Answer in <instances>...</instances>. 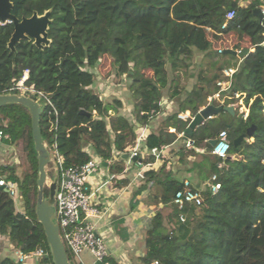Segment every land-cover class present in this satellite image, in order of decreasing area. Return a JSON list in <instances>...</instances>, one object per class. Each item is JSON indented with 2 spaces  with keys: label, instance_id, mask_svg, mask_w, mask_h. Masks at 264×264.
<instances>
[{
  "label": "trees",
  "instance_id": "1",
  "mask_svg": "<svg viewBox=\"0 0 264 264\" xmlns=\"http://www.w3.org/2000/svg\"><path fill=\"white\" fill-rule=\"evenodd\" d=\"M10 1L11 13L19 20L33 13L41 16L50 12V43L40 49L33 40H21L11 51L8 43L13 25H0V94L28 70L25 85L44 93L57 112L54 129V115L49 114L46 104L41 106L42 142L47 146L56 141L67 167L80 166L94 154L104 165L112 161L110 173L120 175L137 144L136 130L158 118L164 98L173 103L174 109L156 132L145 137V146L150 151L174 141L167 128L186 127L178 124L175 117L182 111L195 114L211 96L207 73L212 60L227 57L232 61L236 71L227 95L232 100L236 95L242 96L247 117L238 118L235 124L232 120L229 124H215L216 132L203 138L192 134V147L178 151L180 162L198 158L189 172L200 181L192 186L201 190L202 205H186L182 210L186 219L179 220L180 211L172 201L183 181L174 178L165 163L157 170L143 172L137 193L150 185L147 197L155 207L172 206L166 216L157 211L150 219L144 237V264L155 259L158 264L243 263L242 253L248 254L243 237L257 233L264 223V18L259 21L253 15L254 9L263 5L262 0H252L247 6H240L239 0ZM229 11L234 16L226 20ZM196 31L211 39L200 47L189 39ZM223 40L230 44L227 49L251 47L253 51L243 58L218 55L215 47ZM106 56L115 67L116 76L127 78L129 115L121 113L122 105L104 101L95 90L93 69ZM33 99L45 103L41 98ZM226 114L231 117L223 111L218 116ZM250 126L255 127L252 141L246 138L235 147L234 141ZM0 129L10 145L23 144L27 161V170L21 176L14 166L0 165V175L17 191V198L13 199L0 189V237L7 238L14 250L28 253L42 247L50 254L35 213L38 163L28 110L18 104L0 107ZM221 131L226 132L230 146L224 159L212 155L209 144ZM164 132L171 138L165 139ZM154 160L152 155L138 154L135 162L147 165ZM212 175L220 184L214 194L206 185H200ZM48 195L49 189L44 186V198ZM18 202L22 205L20 211L16 209ZM137 204L135 196L130 211ZM259 259L264 260V255ZM0 264L20 263L7 255L0 258Z\"/></svg>",
  "mask_w": 264,
  "mask_h": 264
},
{
  "label": "built area",
  "instance_id": "2",
  "mask_svg": "<svg viewBox=\"0 0 264 264\" xmlns=\"http://www.w3.org/2000/svg\"><path fill=\"white\" fill-rule=\"evenodd\" d=\"M259 9L264 15V5H262ZM233 16L234 12L229 11L225 16V19L229 20ZM6 23L10 24V22ZM6 23L0 22V25ZM224 27L225 25L222 26V28ZM262 45H264V33ZM224 50V48L218 49L217 53L219 55L224 54ZM250 51H253V49H249V52ZM235 71L236 68L234 66L224 67V69L220 71V75L217 79H211V96L208 97L206 103L199 106L195 114H192L190 111L180 112L175 117V121L178 122V124H184L186 126V130L193 117L205 109L208 105H213L215 107H232L234 115L237 113L240 117L246 118L248 114L247 107H244L242 102H239L238 105H234V102H232L234 99L232 100L227 95L231 86V79ZM27 80L28 70H24L21 78L16 81L12 87L5 90L3 94L25 96L31 98L32 100H34L33 96L38 99H43L45 104L50 108L49 114L54 115L55 119L53 126L55 129L57 124V112L50 99L44 93L37 91L32 87L26 86L25 83ZM18 92H20L21 95H19ZM235 99L240 100L242 99V96L240 97L239 95H236ZM212 120L213 117H208L203 121L202 125ZM185 130L182 128L179 129L176 125H173L167 128V133L172 134L174 136V140L182 143L185 148H191L193 141L186 135ZM213 140H215V145L212 147L211 154L220 159L226 158L230 148L226 139V132L221 131ZM250 141H252V138H250ZM0 146L5 150L12 147V145L9 144L8 136L1 129ZM49 147L53 154V158L50 157V152L45 145L48 152V163H53L57 177L53 204L55 216L54 220L58 227L59 238L65 248V251L69 252L71 257H73V261L75 259L77 264H86L81 257L82 253L89 254L93 258V263L98 262L102 264H112L105 241L96 233V229L92 222V219L99 214V210L96 204L91 201L92 193L89 185V178L98 171L100 162L91 158L89 161L80 166L67 167L64 164L63 156L58 151L56 141H52ZM143 148L146 150V147ZM160 152L161 150L156 148L151 149L150 151L147 150V153L152 155L155 159L159 158ZM138 154V148L135 146L130 156L131 158H137ZM136 164L138 166L141 165L140 162H136ZM205 185L213 194L220 189V184L217 182L216 175H212L210 180L207 181ZM0 187L3 188L11 198H17L15 186L13 184H7L4 177L1 175ZM202 202L203 199L201 190L193 188L192 183L187 180L183 181L182 189L176 191L172 201V203L180 211L179 220L181 222H184L186 219L185 214L182 213V210L186 205L200 207ZM49 256L50 254H48V252H46L42 247H37L35 250L28 253L14 250V258L20 264H27L28 262H32L33 264H53L52 260L48 259ZM149 264H158V260H152Z\"/></svg>",
  "mask_w": 264,
  "mask_h": 264
},
{
  "label": "crops",
  "instance_id": "3",
  "mask_svg": "<svg viewBox=\"0 0 264 264\" xmlns=\"http://www.w3.org/2000/svg\"><path fill=\"white\" fill-rule=\"evenodd\" d=\"M251 1L239 0V3L240 6H247ZM261 3L264 5V0ZM223 48L227 49L226 47ZM247 48L252 50L251 47ZM213 64L214 66L220 65L222 67L233 66L232 61L227 57H217L214 59ZM95 88L102 99L104 98L103 95H107L105 89L101 86ZM161 108L162 112L156 120L151 121L146 128H138L136 130V147L140 155L149 154L147 153V149L145 150L143 148L146 147L145 137L158 130L161 121L173 111L174 105L164 98L161 101ZM184 108H187V105H184ZM237 119L238 117L236 115L231 117L227 114L224 116H214L211 125H207L206 127L199 126L193 131L194 137L203 138L207 135L214 134L216 132L215 124H229L231 120L235 124ZM163 137L165 139L171 138L165 132L163 133ZM182 147L185 146L177 140L173 141L171 139L167 141L166 145L160 148L159 158H154V162L147 165L141 164L138 166L132 160L133 158L129 156L123 164V172L118 176H115L109 171V166L112 161L104 165L92 154V158L100 162L98 171L89 178L92 193L91 201L96 204L99 210V214L92 219V222L96 233L105 241L112 264H144L142 262V258L146 254L144 237L151 217L157 211H160L166 216L172 209V206H154L153 200L147 197L151 190L150 185L145 190L137 193L143 183L144 171L148 169L157 170L165 163L166 170H170L174 178L180 181H190L194 185L197 182L200 183L196 175L189 172V169L192 168L194 162L198 161V158H190L186 163L180 162L178 160V151ZM205 183L200 184L202 188ZM135 196L138 204L130 211V204L134 201ZM0 242V258L6 257L7 255L14 258V249L8 243L7 238L0 237ZM27 264L33 263L28 262Z\"/></svg>",
  "mask_w": 264,
  "mask_h": 264
},
{
  "label": "water",
  "instance_id": "4",
  "mask_svg": "<svg viewBox=\"0 0 264 264\" xmlns=\"http://www.w3.org/2000/svg\"><path fill=\"white\" fill-rule=\"evenodd\" d=\"M12 3L10 0H0V22H10L13 25V33L8 43V48L14 51L15 43L21 40H33V44L37 48H43L48 46L50 40L48 39L47 30L51 23L50 12L47 11L43 15L39 16L37 13H33L29 18H16L12 13ZM253 15L261 21L264 18L259 8L254 9ZM249 53L248 48L242 49L240 52L232 49H225V55L236 56L237 58H243ZM7 104H18L25 107L31 116V133L34 144V150L37 153L38 163V179H37V201H36V217L37 221L42 225L45 234L46 242L49 248L51 260L53 264H70L67 257L65 248L59 238L58 227L55 224L54 216V194L57 184V177H55L48 185L49 195L48 198H44L43 189L46 185V165L48 163V152L42 142L40 131V116L41 107L29 97L18 96L15 94H0V107ZM228 113L234 116V110L232 107H215L208 105L205 109L200 111L188 124L185 133L188 137H191L193 131L202 125L203 121L208 117L217 116L220 112ZM255 127L250 126L246 133L238 137L233 145L238 146L244 139L251 138L254 133ZM209 144L213 147L215 140H209ZM127 158L126 155L123 156ZM136 159L133 158V161ZM1 189V187H0Z\"/></svg>",
  "mask_w": 264,
  "mask_h": 264
},
{
  "label": "rangeland",
  "instance_id": "5",
  "mask_svg": "<svg viewBox=\"0 0 264 264\" xmlns=\"http://www.w3.org/2000/svg\"><path fill=\"white\" fill-rule=\"evenodd\" d=\"M189 39L193 42H197L200 47L208 42V40L211 39L210 36L201 34V32L196 31L189 35ZM230 44L226 40H223L222 42L216 44V50L221 49L223 47H229ZM218 54V53H217ZM219 55V54H218ZM214 60L210 63V66L208 68L207 78L211 82V79L213 76H219L221 69L223 70L224 67L220 65L214 66ZM170 71H174V69L169 66ZM93 73L95 74V86L98 87L101 86L103 89H105L106 96L103 95L104 101H113L116 103L117 106H121V113L124 115H127L128 112L125 110L128 109V106L130 105V98L128 95V81L125 76L118 77L115 73V67L112 64V61L109 57H103L97 66L93 69ZM210 82L208 84V89L211 90L212 85H210ZM96 90V88H95ZM19 95H21L20 92H18ZM35 99V98H34ZM234 105H238L239 102H242L243 106V98L242 99H235L234 98ZM37 103L44 107L45 103L41 100H37ZM124 110V111H123ZM235 115L240 118L239 114L235 113ZM48 151L50 152V157L53 158V154L51 152V149L49 145L46 146ZM0 165H12L16 168L17 175H22L27 170V161L25 158V150L22 143H19L17 145L12 146L10 149L5 150L2 147L0 148ZM56 177V171L54 169V165L52 162L47 163L46 165V185L48 187L49 183ZM16 209L22 210V205L20 202L16 203ZM243 243L246 245V251H248V254L242 253L241 264H264V260H261L260 258L262 255H264L263 251V243H264V223L260 225V228L258 229L257 233H248L245 235V238L243 237ZM258 241L260 243L258 244ZM68 253V259L70 261V264H77V261L71 255ZM81 257L83 258L84 262L86 264H93V258L87 254L82 253Z\"/></svg>",
  "mask_w": 264,
  "mask_h": 264
}]
</instances>
